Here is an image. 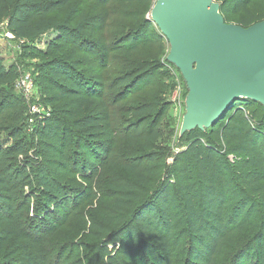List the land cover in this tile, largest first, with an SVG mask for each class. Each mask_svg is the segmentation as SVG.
<instances>
[{"label": "rangeland", "instance_id": "rangeland-1", "mask_svg": "<svg viewBox=\"0 0 264 264\" xmlns=\"http://www.w3.org/2000/svg\"><path fill=\"white\" fill-rule=\"evenodd\" d=\"M154 3L155 0L151 4L144 0L127 4L112 1L100 6L93 0H74L77 13L52 15L58 28L39 44L15 39L5 24H0V58L12 75L10 83L0 85V150L12 145L9 127L25 129L21 138L23 153L10 155L0 165V196L9 194L1 181L5 179L10 181L17 201L11 210L8 205H0L1 210L19 221L28 237L12 244V249L18 247L27 253L23 258H12L15 264H148L139 242L137 247L129 242L120 245L128 234L126 228L116 243L109 242L121 229V217H130L133 209L115 207L114 199L121 198V194L106 181L134 179L122 167L137 165L139 161L165 172L187 147L189 137L179 135L187 89L179 71L167 61V40L151 21ZM260 10L259 18L264 17V0L253 2L250 12ZM243 16L236 14L229 24L235 25ZM83 19L91 26L83 32L89 43L81 48L73 43L81 38L76 31L77 23ZM145 21L153 25L145 32L150 46L139 47L131 57L114 56L115 48L121 47L128 37L137 39L143 33ZM65 25L70 28L68 32ZM101 47L109 48L107 59L100 57ZM67 56L74 59L70 64L79 81L91 84L86 98L90 100L95 91L94 97L102 98V103H96L108 117V121L87 133L77 131L73 121L82 114L96 112L86 106L79 108L80 102L69 96L61 97L60 91L49 83L54 80L49 77L48 64L67 61ZM25 77L31 81L30 94L21 84ZM118 79H126L127 84L109 92ZM143 106L152 113L140 118L135 112ZM258 116L264 117V108L259 109ZM44 121L51 124L54 140L41 135ZM141 121L144 122L139 131L144 137L152 129L159 132L156 142L139 140L137 129ZM206 138H210L208 131ZM241 159L240 155L228 154L230 178L233 173H241ZM146 177L154 179L150 174ZM43 180L53 185L56 192L44 194L40 190ZM169 183L175 186L173 178ZM140 189L139 195L144 199L153 192L147 186ZM241 190L255 205L264 201V192ZM54 206L58 207L56 217L52 215ZM255 209L246 229L218 264H264V211ZM45 214L52 215V224L45 222ZM105 245L108 259L101 258ZM174 255L171 264H190L187 236ZM241 255L243 258H239Z\"/></svg>", "mask_w": 264, "mask_h": 264}, {"label": "trees", "instance_id": "trees-1", "mask_svg": "<svg viewBox=\"0 0 264 264\" xmlns=\"http://www.w3.org/2000/svg\"><path fill=\"white\" fill-rule=\"evenodd\" d=\"M73 1L0 0V24L4 23L15 39L39 44L58 28L56 18L52 15L59 17L62 13L72 15L77 13ZM93 1L103 6L112 1L127 4L141 0ZM144 1L148 4L153 3V0ZM255 1L214 0L219 4L220 14L227 24L236 14L243 13L244 16L235 24L243 28L264 20V17H258L261 15V10L250 12ZM77 26L76 34L81 38L79 41L75 40L73 44L84 48L89 42L84 38L83 32L91 25L83 19L77 23ZM143 26V33L137 39L128 37L121 47L115 48L114 56L131 57L139 47L150 46L151 40L146 37L145 32L153 25L145 21ZM64 28L67 32L70 30L68 25ZM101 48L100 57L107 59L109 48ZM66 59L67 61L56 60L48 64L49 77L54 80L49 83L60 91L61 97L69 96L80 102L79 108L86 106L90 107L92 112H96L82 114L73 121L77 131L87 133L101 122L108 121V117L102 112V107H98L96 102L102 103V98L94 97L95 91L91 93L90 100L86 98V92L91 91L90 82L86 81L87 85L80 82L75 68L70 64L74 59L68 56ZM80 80L85 81V79ZM11 81L12 75L4 69L3 60L0 58V85H6ZM126 84V79H118L115 87L113 85L109 88V92L114 93ZM263 108L245 99L235 100L212 128L203 132L194 130L180 137H189L187 147L175 156L172 166L170 169L166 168L165 172L157 166H146L144 161H139L133 166L124 164L122 170L134 179L111 181L108 179L106 182L115 192L121 194V198L114 199L115 207L133 209V213L130 217L125 215L121 217V229L111 236L109 242L116 243L123 236L122 230L126 228L128 234L123 241L120 240V245L129 242L137 247L139 242L138 246L148 258V264H171L180 242L187 236L190 244V264H218L219 258L235 243L239 233L248 226L252 213L256 211L255 208L260 207L264 211V201L255 205L252 200L243 196L244 192L241 190L244 188L253 194L264 192V117L258 116L259 109ZM135 113L142 118L149 116L152 111L143 106ZM143 122L139 124L137 132H140ZM40 126L41 135L55 139L51 124L44 121ZM7 130L12 145L0 150V165H2L1 161L10 155H21L24 150L21 138L25 129L15 125ZM207 131L210 138H206ZM138 137L139 140L143 139L147 143L156 142L159 132L152 129L147 137L141 132ZM228 154L242 156L238 163L241 173H233L231 178ZM100 174L98 173V176ZM148 174L153 175L154 179H147ZM41 178L44 179L43 176ZM172 178L175 180V186L169 183ZM1 181L9 194L0 196V205H8L11 210L17 202L13 197L14 191L10 187V181L5 179ZM40 185V190L44 194L56 192L55 187L46 180ZM142 186L153 189L152 194L146 199L139 195ZM57 211L58 207L54 206L52 211L54 217ZM52 215L45 214V222L52 224ZM17 222L19 221L0 207V264H15L11 261L12 258L17 255L23 258L27 255L24 249L20 250L18 247L12 249L14 242L28 239ZM259 240L262 241L261 236ZM103 250L101 258L104 256L108 259L106 245ZM239 258H243V255ZM260 264H263L262 261Z\"/></svg>", "mask_w": 264, "mask_h": 264}, {"label": "water", "instance_id": "water-1", "mask_svg": "<svg viewBox=\"0 0 264 264\" xmlns=\"http://www.w3.org/2000/svg\"><path fill=\"white\" fill-rule=\"evenodd\" d=\"M150 17L186 85L180 137L212 128L235 100L264 107V20L227 24L214 0H158Z\"/></svg>", "mask_w": 264, "mask_h": 264}, {"label": "built area", "instance_id": "built-area-1", "mask_svg": "<svg viewBox=\"0 0 264 264\" xmlns=\"http://www.w3.org/2000/svg\"><path fill=\"white\" fill-rule=\"evenodd\" d=\"M157 1L158 0H155V3ZM21 84H23L25 86V93L26 94H30V91H31V81H30L29 77L23 78L22 81H21Z\"/></svg>", "mask_w": 264, "mask_h": 264}]
</instances>
